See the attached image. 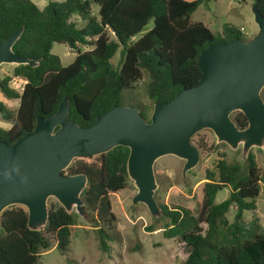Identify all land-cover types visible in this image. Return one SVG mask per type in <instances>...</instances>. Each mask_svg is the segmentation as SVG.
<instances>
[{"label":"trees","instance_id":"1","mask_svg":"<svg viewBox=\"0 0 264 264\" xmlns=\"http://www.w3.org/2000/svg\"><path fill=\"white\" fill-rule=\"evenodd\" d=\"M202 1L51 0L40 9L32 0H0V41L22 27L13 50L38 60L35 67H13V76L25 81L21 91L10 87V77L0 79V92L8 99H18L15 113L0 101L1 118L12 122L9 129L0 128V140L11 143L30 133L36 117L55 113L64 98L70 105L68 119L90 126L98 115L121 105L124 92L142 80L144 73L145 93L152 106L197 85L201 75L197 58L202 49L232 37L246 41L234 26L226 25L214 35L202 22L192 21ZM252 3L264 14V0ZM93 4L98 7L96 14ZM149 20L152 27L135 38ZM54 42L77 51L71 63L62 66L51 52ZM119 47L121 61L114 66L111 58ZM152 106L138 105L148 121ZM231 118L237 127H246L243 113L237 111ZM128 153L127 147L116 146L88 159H74L66 169L67 174L82 173L87 178L80 194L83 209L104 250L115 221L110 195L123 190L129 181ZM205 179L197 217L182 207L160 205L167 236H177L189 249L183 264H264V230L240 225L243 211L255 209L254 200L264 187V175L253 153L248 152L244 168L218 159L214 170H205ZM225 187L230 189L228 197L215 202ZM232 205L236 207L234 222L226 226L225 214ZM74 224V213H67L56 201L48 204V220L40 230L28 228L23 206L7 207L0 215V264H40L41 252L52 244L65 252Z\"/></svg>","mask_w":264,"mask_h":264},{"label":"water","instance_id":"2","mask_svg":"<svg viewBox=\"0 0 264 264\" xmlns=\"http://www.w3.org/2000/svg\"><path fill=\"white\" fill-rule=\"evenodd\" d=\"M251 11L257 32L246 41L232 37L202 49L197 85L179 90L169 101L155 102L149 121L137 106L114 105L84 127L68 119L70 105L64 98L55 113L36 117L30 133L11 143L0 140V215L9 206H23L28 228L40 230L48 220L47 200L54 198L67 213L85 216L80 194L87 178L64 172L73 159L116 146L129 149L126 170L137 190L132 205L144 204L154 217L162 214L154 197L155 161L166 155L184 160V177L200 158L191 142L197 132L211 130L217 142L232 150L241 146L246 157L252 147L264 153V14L254 4ZM22 30L0 41V65H38L37 59L13 50ZM237 111L247 119L244 128L231 118Z\"/></svg>","mask_w":264,"mask_h":264},{"label":"rangeland","instance_id":"3","mask_svg":"<svg viewBox=\"0 0 264 264\" xmlns=\"http://www.w3.org/2000/svg\"><path fill=\"white\" fill-rule=\"evenodd\" d=\"M40 9L51 0H32ZM60 1V0H56ZM252 0H203L191 15L192 21H200L217 35L226 25L234 26L240 30L246 40L256 32L257 26L251 11ZM97 5H92V12L96 14ZM153 25L149 20L135 38L143 35ZM110 37L113 38L112 34ZM85 50L86 46H80ZM51 52L60 58L62 66L71 63L77 51L70 49L66 44L54 42ZM121 61V47L118 48L111 62L117 66ZM14 64L0 65V79L10 77L9 85L15 91H21L24 80L13 76ZM146 74L132 89L124 92L121 105H147L152 106L151 100L146 96ZM264 99V87L261 90ZM0 101L13 113L18 108V99L6 98L0 92ZM151 111V110H150ZM235 112L231 114V117ZM12 122L0 116V128L9 129ZM191 142L199 143L200 158L197 165L182 176L184 160L173 155L158 158L154 163V172L157 188L154 193L157 204L165 205L170 209L182 207L197 217L202 207V183L206 181L205 170H214L218 159L223 158L229 164L238 163L242 168L246 156L241 146L230 149L225 143L217 142L209 129L197 132ZM255 157L261 175H264V153L256 147L249 149ZM248 151V152H249ZM94 157V156H93ZM80 159V158H75ZM88 159V158H84ZM74 160V159H73ZM66 173V170H65ZM136 187L129 179L127 186L110 195L111 211L115 216L112 228L108 230L110 239L106 240L107 250L102 249L93 224L89 222L90 215H79L75 210V224L71 227L70 242L65 252L61 253L52 244L48 250L42 251L40 264H183L188 253V247L176 237H168L162 214L154 217L144 204L132 205L131 199L136 193ZM230 189L225 187L218 191L215 202L228 197ZM48 198L47 204L55 202ZM57 202V201H56ZM58 203V202H57ZM255 209L244 210L240 225L251 229L258 226L264 230V187L254 200ZM235 205L230 206L225 214L226 226L234 222ZM204 229L207 225L200 224Z\"/></svg>","mask_w":264,"mask_h":264},{"label":"built area","instance_id":"4","mask_svg":"<svg viewBox=\"0 0 264 264\" xmlns=\"http://www.w3.org/2000/svg\"><path fill=\"white\" fill-rule=\"evenodd\" d=\"M240 30H242V28H240ZM22 89V88H21Z\"/></svg>","mask_w":264,"mask_h":264}]
</instances>
